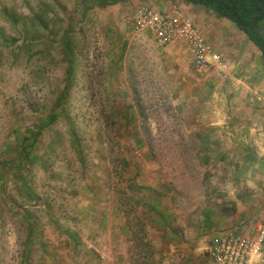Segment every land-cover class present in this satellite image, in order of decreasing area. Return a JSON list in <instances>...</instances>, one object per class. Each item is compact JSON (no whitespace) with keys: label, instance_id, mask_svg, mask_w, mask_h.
I'll list each match as a JSON object with an SVG mask.
<instances>
[{"label":"rangeland","instance_id":"rangeland-1","mask_svg":"<svg viewBox=\"0 0 264 264\" xmlns=\"http://www.w3.org/2000/svg\"><path fill=\"white\" fill-rule=\"evenodd\" d=\"M99 1L0 0V264H211L264 222V95Z\"/></svg>","mask_w":264,"mask_h":264},{"label":"built area","instance_id":"built-area-1","mask_svg":"<svg viewBox=\"0 0 264 264\" xmlns=\"http://www.w3.org/2000/svg\"><path fill=\"white\" fill-rule=\"evenodd\" d=\"M127 21L137 31H148L161 48L183 40L198 73H216L224 80L231 77L228 63L177 4L165 11L140 5L127 17ZM209 254L211 264H264V222L258 225L255 235L232 229L214 235Z\"/></svg>","mask_w":264,"mask_h":264},{"label":"crops","instance_id":"crops-1","mask_svg":"<svg viewBox=\"0 0 264 264\" xmlns=\"http://www.w3.org/2000/svg\"><path fill=\"white\" fill-rule=\"evenodd\" d=\"M125 1L138 4L134 11L140 5L165 11L177 4L186 15L193 19L208 43L228 63L231 74L229 79L243 81L245 85H249L251 91L264 95V55L233 21L219 16L215 11L201 4H194L188 0H118L115 3L111 1L109 5Z\"/></svg>","mask_w":264,"mask_h":264},{"label":"trees","instance_id":"trees-1","mask_svg":"<svg viewBox=\"0 0 264 264\" xmlns=\"http://www.w3.org/2000/svg\"><path fill=\"white\" fill-rule=\"evenodd\" d=\"M118 0H101L100 4L103 6L109 5ZM194 4H201L206 8L215 11L219 16L225 17L233 21L239 29H241L249 37V39L261 50L264 55V0H188ZM70 31H65L63 49L68 66L66 69L67 81L73 73L74 51L72 47V40L69 36ZM68 82L60 96L68 92ZM59 99V100H60ZM122 116H125L122 113ZM40 130L33 133L32 139L27 138L30 142L37 140ZM73 134L75 132L73 131ZM77 140H75L76 142ZM28 144V143H27ZM30 144V143H29ZM31 145V144H30Z\"/></svg>","mask_w":264,"mask_h":264}]
</instances>
